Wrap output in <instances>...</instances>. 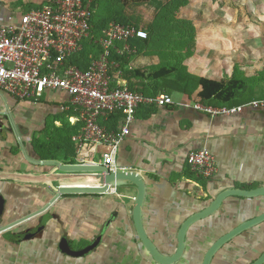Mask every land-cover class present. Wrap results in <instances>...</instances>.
<instances>
[{
    "label": "crops",
    "instance_id": "0c3cea01",
    "mask_svg": "<svg viewBox=\"0 0 264 264\" xmlns=\"http://www.w3.org/2000/svg\"><path fill=\"white\" fill-rule=\"evenodd\" d=\"M1 2L0 19L4 20L44 1ZM166 44L155 51L167 57L159 60L147 56L148 42L128 43L134 48L129 46L119 66L128 87L144 95L163 91L171 95L174 104L137 109L129 134L118 147L115 164L120 171L135 172L144 180V230L162 254L170 255L176 248L180 224L219 192L264 187V110L246 109L211 118L179 105L199 100L200 87L193 79L221 81L238 76L233 74L230 59L198 58V40L188 46L179 63L171 61L176 53ZM123 47V43L117 44V48ZM161 68L176 70L154 77ZM252 91L255 93L246 92L249 98L264 97V89ZM203 104L213 106L214 102ZM47 109L60 118L53 116L50 121L43 113ZM74 116L69 96L62 91L45 92L36 101L0 93V264H157L132 226L134 188L53 199L59 186L93 184L77 174L60 173L55 163L100 164L105 150L96 146L78 151L67 120ZM109 124V129L117 130L119 119ZM199 149H207L215 158L217 173L211 180L195 176L187 166L188 153ZM263 211L264 197L225 199L214 214L188 229L184 254L174 264H201L215 239ZM62 237L72 250L87 247L96 237L100 241L90 253L71 257L58 249ZM263 250L264 222L226 243L210 264H249Z\"/></svg>",
    "mask_w": 264,
    "mask_h": 264
},
{
    "label": "built area",
    "instance_id": "2783aa9c",
    "mask_svg": "<svg viewBox=\"0 0 264 264\" xmlns=\"http://www.w3.org/2000/svg\"><path fill=\"white\" fill-rule=\"evenodd\" d=\"M93 3L94 0H45L0 19V93L20 101H36L45 92L66 93L75 112L67 120L72 126L79 125L72 142L78 151L103 147L100 164L115 173L120 171L115 164L118 147L129 134L137 109L143 105L170 106L174 101L163 91L144 95L129 88L119 64L111 60L112 52L118 56L129 52V41L147 39V32L132 24L110 22L94 40L99 54L90 57L86 69L70 62L81 51L83 41L92 39ZM118 43L124 47L117 48ZM179 105L215 118L246 109L264 110V98L231 107L205 105L200 100ZM115 114L119 115V126L111 130L107 122ZM186 163L192 174L204 180L213 179L217 173L215 158L207 149L188 153Z\"/></svg>",
    "mask_w": 264,
    "mask_h": 264
},
{
    "label": "rangeland",
    "instance_id": "374dc122",
    "mask_svg": "<svg viewBox=\"0 0 264 264\" xmlns=\"http://www.w3.org/2000/svg\"><path fill=\"white\" fill-rule=\"evenodd\" d=\"M111 19L147 32V56L167 58L155 51L169 43L176 53L171 61L179 63L188 46L198 40V58L230 59L233 74L245 79V91L254 94L253 89H264V0H97L94 29L101 33ZM43 113L50 121L53 116L60 118L51 109Z\"/></svg>",
    "mask_w": 264,
    "mask_h": 264
},
{
    "label": "water",
    "instance_id": "95a60500",
    "mask_svg": "<svg viewBox=\"0 0 264 264\" xmlns=\"http://www.w3.org/2000/svg\"><path fill=\"white\" fill-rule=\"evenodd\" d=\"M57 169L61 173H73L78 176L85 177L92 181V185L84 186H59L55 190L53 199L62 195H105L111 191L112 188L130 187L136 190L133 207L131 211L132 226L136 236L141 245L149 254L151 259L157 264H174L178 262L185 251V237L188 229L200 220L206 219L214 214L222 205L223 201L229 197H239L252 199L256 197H264V187H257L253 189H238L230 188L219 192L210 203L203 209L196 211L187 217L179 226L176 234V248L170 255L162 254L155 246L153 241L147 236L142 224V206L145 198V182L135 172L131 171H117L115 173L109 172L108 169L95 163H80V164H59L55 163ZM2 205L0 203V209ZM46 218L40 225L44 226ZM264 222V211L255 217L244 221L230 231L222 234L215 239L206 249L201 264H210L214 255L229 241L243 233L244 231L255 227ZM100 237L96 239L87 247L80 250H72L65 238H61L58 244V249L61 253L71 257H81L90 253L99 243ZM249 264H264V250L259 253Z\"/></svg>",
    "mask_w": 264,
    "mask_h": 264
},
{
    "label": "trees",
    "instance_id": "16d2710c",
    "mask_svg": "<svg viewBox=\"0 0 264 264\" xmlns=\"http://www.w3.org/2000/svg\"><path fill=\"white\" fill-rule=\"evenodd\" d=\"M97 0H94L93 7L95 10ZM29 8V7H28ZM93 20V15L91 18V30L90 34L92 35V39L89 40H84L82 43V49L80 52L76 53L70 58V62L74 65H76L80 69H86L89 62H90V55L92 57H97L99 54V48L98 46L91 45L90 41H93L97 38H99L102 35V32H98L97 30L94 29V24H92ZM110 22H117L120 24H132L136 26L133 23L124 21V20H119V19H111ZM109 22V23H110ZM105 24L103 27L104 29L108 26V24ZM138 27V26H136ZM140 28V27H138ZM144 30V29H143ZM148 39V38H147ZM146 40H139V39H133L131 41H141L143 43H146ZM130 46V45H129ZM130 48H134L130 46ZM127 57V54H123L122 56L116 55L114 52L111 53V60L115 61L116 63L119 64L120 68ZM176 69H165L161 68L158 71L153 73V76L156 78L166 76L170 74L172 71ZM262 79V78H260ZM264 80V79H262ZM244 80L238 78V77H231L228 80H221V81H215L207 78H198V79H193V82L197 84L200 87V91L198 93V98L202 103H207L208 101H213L214 104L213 106H226V107H231V106H236L248 101H251L253 99L249 98V96L246 94L247 91L244 90ZM252 82L255 81V78L251 80ZM254 85V84H253ZM255 86V85H254ZM154 95V94H153ZM264 98V97H261ZM240 99H243L239 101ZM260 99V98H258ZM245 100V101H244ZM112 119H119V115L115 114L110 117V120L107 122V126L109 127V123H115ZM79 128V125L71 126V134H75ZM110 128V127H109ZM71 138V137H70Z\"/></svg>",
    "mask_w": 264,
    "mask_h": 264
},
{
    "label": "bare ground",
    "instance_id": "6f19581e",
    "mask_svg": "<svg viewBox=\"0 0 264 264\" xmlns=\"http://www.w3.org/2000/svg\"><path fill=\"white\" fill-rule=\"evenodd\" d=\"M91 185V184H90ZM77 186V185H76ZM83 186V185H82Z\"/></svg>",
    "mask_w": 264,
    "mask_h": 264
}]
</instances>
